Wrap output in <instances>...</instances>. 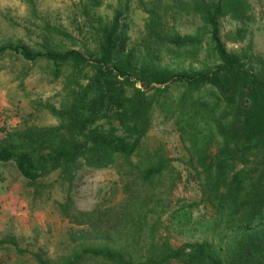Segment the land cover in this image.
Segmentation results:
<instances>
[{
    "label": "trees",
    "instance_id": "1",
    "mask_svg": "<svg viewBox=\"0 0 264 264\" xmlns=\"http://www.w3.org/2000/svg\"><path fill=\"white\" fill-rule=\"evenodd\" d=\"M251 9L248 0H196L193 10L208 28L206 39L161 36L164 22L153 14L149 43L154 37L158 48L190 46L198 59L204 42V57L213 63L203 69L177 71L136 60L121 31V12L101 25L92 57L13 48L26 59L71 64L74 81L84 76L88 82L74 101L52 110L58 126L30 127L17 132L18 142H0V160L14 161L36 188L49 172L60 170L72 180L84 166L117 167L127 178L118 207L72 218L83 225V242L65 264H264V57L252 52L253 39L231 51L222 36L228 17L235 24L232 39L244 42ZM177 87L182 91L172 98ZM157 108L173 114L186 168L199 185L197 197L180 199L176 209L170 196L179 173L164 148L150 156L140 152ZM192 233V240L175 243L177 235ZM38 263L48 264L41 256Z\"/></svg>",
    "mask_w": 264,
    "mask_h": 264
},
{
    "label": "rangeland",
    "instance_id": "2",
    "mask_svg": "<svg viewBox=\"0 0 264 264\" xmlns=\"http://www.w3.org/2000/svg\"><path fill=\"white\" fill-rule=\"evenodd\" d=\"M195 1L103 0L101 4H91V0H0V50L5 48L0 51V142H18L17 132L30 127L58 126L60 120L52 110H60L74 101L88 82L84 76L74 81L71 64H56L40 57L26 59L13 48L38 55L46 50H75L89 58L97 52L101 25L111 22L121 12V31L128 48L137 56L136 60L147 59L150 64L169 66L177 71L191 67L203 69L213 63L204 57V42L197 59L190 46L177 51L174 45L158 48L154 37L150 38L152 44L147 40V23L153 14L161 15L164 22L161 36L204 35L208 38V28L193 10ZM248 1L252 6L251 33L244 42L234 41L229 31L235 24L224 17L222 36L231 51L247 46L253 39L252 52L264 57V30L261 29L264 0ZM87 72L93 74L91 69ZM181 89L173 88L172 98H177ZM172 115L159 108L154 111L152 127L140 152L150 156L158 147L164 148L171 165L179 173L177 186L170 196L171 208L176 209L180 199L197 197L199 185L186 168L184 142ZM5 164L7 180L14 181L18 188L29 187L33 191L22 199L24 202L17 203L15 212L6 221L1 237L0 264H39L38 256L48 264H65L83 242L80 234L83 225L72 218H78L82 211L118 207L125 197L127 178L121 177L117 167L92 169L84 166L75 172L72 180L55 170L42 176L36 188L20 173L14 161ZM192 238H195L193 233L187 237L177 235L175 243Z\"/></svg>",
    "mask_w": 264,
    "mask_h": 264
},
{
    "label": "crops",
    "instance_id": "3",
    "mask_svg": "<svg viewBox=\"0 0 264 264\" xmlns=\"http://www.w3.org/2000/svg\"><path fill=\"white\" fill-rule=\"evenodd\" d=\"M5 162L7 161L0 160V174L2 177V180L0 181V248L1 244H3V238L1 237L2 234H4L3 230L6 227L5 225L6 221L9 219V215L12 212H15L17 203L24 202L22 199H25L27 195H30V192L33 191L29 190V187H26L25 190L18 188L14 181L7 180L4 177L6 168ZM23 194H25V197H23ZM27 200H29V198ZM13 204L15 205L13 206Z\"/></svg>",
    "mask_w": 264,
    "mask_h": 264
}]
</instances>
